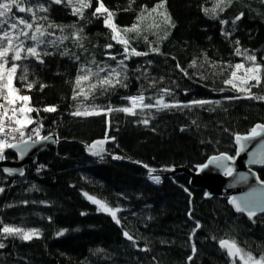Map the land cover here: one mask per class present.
I'll return each instance as SVG.
<instances>
[{"label":"trees","instance_id":"trees-1","mask_svg":"<svg viewBox=\"0 0 264 264\" xmlns=\"http://www.w3.org/2000/svg\"><path fill=\"white\" fill-rule=\"evenodd\" d=\"M104 3L116 13L114 22L123 29L138 23L143 6L151 9L161 0ZM29 4L48 8L47 12L36 13L47 17L38 21L45 28L52 23L64 29L47 28L53 36L46 39H68L62 44L57 41L58 46H42L51 53L42 56L44 63L34 58L20 61L28 66L27 81L16 80L15 86L21 89V95L31 98L29 106L39 110L29 114L36 121L30 128L40 127L42 136H56L62 142L54 152L41 153L20 178L9 180L0 172V188L4 189L0 193V222L39 232L38 238L29 241L0 237L5 244L0 249V264H232L226 250L219 247L220 239L235 240L254 257L264 255V215L251 220L236 215L225 199L206 200L204 191L192 189L184 174L163 171H195L220 154L234 158V138L264 125V101L229 99L246 93L224 83L230 78L231 65L251 64L235 54L237 47L264 65V0H232L231 6L221 5L224 11L217 10L216 18L211 11L205 14L215 0H165L158 12L166 11L171 24L157 13L148 16L144 12L147 18L139 21V32L125 34L130 48L149 53L125 60L126 69L117 66V60L124 59L123 46L111 39V30L104 26L103 19L92 15L96 0L82 19L72 15L65 4H52L50 0H29ZM241 12L244 16L233 25ZM15 14L31 20L30 15ZM222 20L227 24L222 25ZM73 25L82 29L78 42L72 38ZM109 44L113 46L107 48ZM150 44L159 49V54L150 50ZM112 55L117 60L110 59ZM82 66L94 72L98 66L116 67L126 74L127 79L121 77L126 86L118 84L106 91L98 87L87 101L82 96L73 100ZM106 74L101 72L100 77ZM29 82L33 84L31 90L25 86ZM161 89L171 93L164 96L168 103H212L160 111L145 109L135 116L118 111L87 117L72 115L81 101L101 109L120 108L130 106L124 98L143 93L145 103H154L163 95ZM251 92L264 95V78ZM49 106L56 111H43ZM145 119L148 124L140 123ZM106 136L108 156L89 158L83 145L105 140ZM5 156V160L15 161L12 153L6 151ZM112 156L122 159L113 160ZM144 165L156 170L153 175L161 178V184L148 180ZM258 178L264 181V173L258 172ZM33 185L35 189L29 191ZM85 193L119 208L120 223L98 210ZM61 231L63 235H58ZM125 231L133 236L135 244L124 237ZM236 264L241 262L236 259Z\"/></svg>","mask_w":264,"mask_h":264},{"label":"snow or ice","instance_id":"snow-or-ice-1","mask_svg":"<svg viewBox=\"0 0 264 264\" xmlns=\"http://www.w3.org/2000/svg\"><path fill=\"white\" fill-rule=\"evenodd\" d=\"M164 2L165 0H161L160 4L151 9H148L147 6H143L141 14L137 17L138 23L133 24L130 28L121 29L114 22L116 13L105 5L104 0H96L97 6L95 7L92 15L97 19L102 18L104 26L111 30V39L123 46V60H117L115 55L110 56V59L117 60V66L119 68L126 69L124 61L129 59L131 56L149 55L148 52H141L135 48H130V41L125 35L126 33L132 31L139 32V21L147 18L144 16V12H147L148 16H151L152 13H157L158 15L163 16L167 23L171 24V17L166 11L158 12V9L164 7ZM51 3L57 5L65 4V6L71 9L72 15L78 16L81 19L83 18L84 11L92 7V0H51ZM231 3L232 0H215L214 7L212 9H205V14L211 11L213 13L212 18H216L217 10L221 12L224 11V8H222L221 5L226 4L227 6H231ZM14 9L15 12L13 11ZM47 11L48 8L45 7L44 4L32 6L29 4V0H0V100L3 101L0 103V161L6 159L5 152L7 149L16 150L22 158L24 153L28 151L30 145L36 146L43 141H49L51 139L50 136L41 135L40 127L30 128V125L36 123V121L32 119L29 114L34 111L38 112L39 110L30 107L29 102L31 98L28 95H20L19 93L21 89L15 86L16 80L27 81L28 66L20 64V61L34 58L37 60V62L44 63L42 56L50 55L51 53L45 51L42 46H58L57 41L62 44L64 40L68 39L67 36H57L52 40L46 39V37L53 36V33L48 32L47 28L59 27L61 32L64 30L63 27L53 25L52 23H49L47 28H45L38 22L39 20H47V17H38L36 13ZM16 12L30 15L31 20L27 19L26 16L16 15ZM243 16V12L239 13L232 21V24L235 25L236 22L242 19ZM221 24H227V21L222 20ZM172 26L174 27V25ZM72 27L74 28L72 38L78 42L80 39L79 33L82 31V29H75L74 25ZM152 27H159V25H152ZM145 39L147 38L145 37ZM29 41L31 43H29ZM236 43L239 44V41ZM112 46V44H109L106 47L111 48ZM149 47L152 52L159 54L158 48H153L151 44ZM235 54L238 56H243V58L247 61H250L251 64L248 66H246L244 63H236L231 65L232 71L230 73V78L226 79L224 83L226 86L230 85L231 88L235 89L237 92L246 93V95L234 96L230 97L229 99H252L264 101V95L256 96L251 92L252 88L259 86L262 78H264V65L257 64L256 57L254 55H249L247 50L241 52V49L237 47L235 49ZM93 63H95V61H93ZM192 66H195V61H193ZM177 68H179L181 71H184L182 68H180V65H177ZM20 69H22V71L18 75V70ZM80 71L83 74H78L76 77L75 87L73 89V100H77L82 96L83 100L87 101L98 87L106 91L109 87H115L118 84L120 86H126L123 84V80L121 79V77H123V79H127L126 74L118 71L116 67H111L109 69L108 66H98L97 70L94 72L91 68H85L82 66ZM241 71L243 72V75H238V73ZM101 72H106L107 74L104 77H100ZM93 77L96 78L95 82H91ZM251 81H255V84L250 83ZM85 82H87L86 88L84 86ZM25 86L28 90H31L33 84L29 82L26 83ZM43 87L44 85H41V88ZM160 91L163 93V95L156 98L154 103H145L146 98L143 93H141L138 96L124 98L128 100L130 106L120 108L108 107L106 109H101L95 105L86 106L81 101L77 104V108L72 113V115L87 117L118 111L123 112L126 115L135 116L142 113L145 109L155 108L157 111H160L163 109L178 107H202L212 103V101L209 100H193L184 105L168 103L165 102L164 96L170 95L171 93L167 89H161ZM148 99L151 100L152 98L149 97ZM18 102L20 105L19 107L16 106ZM137 109H139V112ZM43 111L54 112L56 111V108L54 106H49L45 107ZM140 123L146 125L149 123V121L145 119L140 121ZM261 134H264V125H256L252 128L251 134L249 136L241 137L237 135L235 140L236 143L239 144L241 140L254 139L256 136ZM108 139L109 138L106 136L105 140L97 141L93 145L88 146L90 154L93 156H100L102 159V153L105 151L102 146L108 141ZM242 150V148L238 149L237 155H239V152ZM112 158L122 159V157L119 156H113ZM232 159L233 157H230L226 154L213 156L209 158L206 164L200 165L199 170L202 171L203 169L208 168L210 165H214L217 168L224 169L226 175H232V169L225 164V161H230ZM134 163L139 162L134 161ZM144 167L148 168L147 165H144ZM41 168H43V166H41ZM3 171L8 175L13 174V170L7 168H4ZM155 171V169L148 168V177L153 181V183L159 184L161 183V178L159 176L153 175ZM18 174L21 176L24 175L23 170L20 169ZM34 189L35 186L33 185V188L29 189V191ZM3 191L4 189L0 188V193ZM185 191L188 190L185 189ZM84 195L92 203L98 206V210L109 214L117 224L120 223V220L117 217V213L120 211L119 208H111L106 203L96 199L95 197L89 196L87 193ZM205 195L207 196V193ZM229 204L233 205L236 212L245 213L250 220L257 215V210H259L261 213H264V206L259 205L255 201L245 199L238 203L237 200L233 198L229 200ZM0 224H2V222H0ZM199 227L200 224L197 222L196 229ZM196 229L193 230V234H195ZM58 235H63V231L58 233ZM123 235L133 244L136 243L133 236L127 231H125ZM0 237L5 239L8 237H18L21 240L29 241L34 237L38 238L39 232L35 229L26 230L22 227L2 224V226H0ZM213 239H215V237H213ZM218 243L222 250H226L227 255L232 259V264H236L237 258L240 260L241 264H264V255H261L259 258L254 257L250 252H246L244 249L239 247L235 240L220 239ZM4 247L5 244L0 242V249H3ZM141 250L147 251V249ZM97 251L101 250L98 249ZM192 251L195 253V246H193ZM191 259L192 257L189 256L188 260L191 261Z\"/></svg>","mask_w":264,"mask_h":264},{"label":"water","instance_id":"water-1","mask_svg":"<svg viewBox=\"0 0 264 264\" xmlns=\"http://www.w3.org/2000/svg\"><path fill=\"white\" fill-rule=\"evenodd\" d=\"M250 134L251 133L239 136L246 137ZM50 137L51 139L49 141H43L36 146L30 145L28 151L24 153L22 158L16 150L7 149V152L12 153L15 156V161H0V172L3 176L9 180L20 178L23 176L18 174L20 169L25 172L26 168L37 161V158L41 153L48 151L54 152L57 144H60L62 141L56 136ZM95 142L90 145H93ZM106 143H108V141ZM104 145L102 146L103 148ZM234 146L236 149L234 158L230 161H225V164L232 169V175H226L224 169L217 168L214 165H210L202 171H200L199 168L195 171H190L185 168L163 171H170L172 175L184 174L188 177L192 189L202 190L205 194L207 193V196L205 195L206 200L212 197L225 199L228 206L236 215L247 216L245 213L236 212L233 205L229 204V200L235 198L237 202L240 203L247 199L264 206V181H260L257 174V171L264 170V134L256 136L254 139L241 140L239 144L236 143L234 138ZM83 148L89 158L94 160L101 158L100 156L91 155L88 146L83 145ZM240 148L243 150L237 155V150ZM102 156H108L106 151L102 153ZM4 168L13 170V174L8 175L3 171ZM261 215H264V213L257 210L256 216Z\"/></svg>","mask_w":264,"mask_h":264},{"label":"built area","instance_id":"built-area-1","mask_svg":"<svg viewBox=\"0 0 264 264\" xmlns=\"http://www.w3.org/2000/svg\"><path fill=\"white\" fill-rule=\"evenodd\" d=\"M148 180H149L152 184H154V185H159V184H161V183H159V184L153 183V181H152L151 179H149V178H148ZM161 182H162V181H161Z\"/></svg>","mask_w":264,"mask_h":264},{"label":"flooded vegetation","instance_id":"flooded-vegetation-1","mask_svg":"<svg viewBox=\"0 0 264 264\" xmlns=\"http://www.w3.org/2000/svg\"><path fill=\"white\" fill-rule=\"evenodd\" d=\"M258 172H260V173H264V170L257 171V174H258Z\"/></svg>","mask_w":264,"mask_h":264},{"label":"rangeland","instance_id":"rangeland-1","mask_svg":"<svg viewBox=\"0 0 264 264\" xmlns=\"http://www.w3.org/2000/svg\"><path fill=\"white\" fill-rule=\"evenodd\" d=\"M19 94H20V93H19ZM20 95H21V94H20ZM18 104H19V102H18ZM19 106H20V105H19ZM19 106H18V107H19ZM112 159H113V158H112ZM113 160H115V159H113ZM154 176H157V175H154ZM148 178H149V177H148ZM97 208H98V206H97Z\"/></svg>","mask_w":264,"mask_h":264}]
</instances>
